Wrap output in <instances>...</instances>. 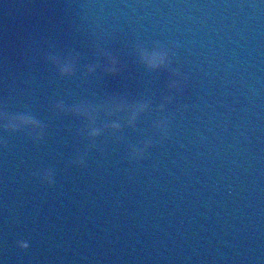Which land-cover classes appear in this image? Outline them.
Here are the masks:
<instances>
[{"label": "water", "instance_id": "95a60500", "mask_svg": "<svg viewBox=\"0 0 264 264\" xmlns=\"http://www.w3.org/2000/svg\"><path fill=\"white\" fill-rule=\"evenodd\" d=\"M0 264H264V0H0Z\"/></svg>", "mask_w": 264, "mask_h": 264}]
</instances>
